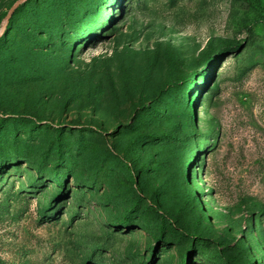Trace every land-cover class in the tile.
I'll use <instances>...</instances> for the list:
<instances>
[{
  "label": "rangeland",
  "instance_id": "374dc122",
  "mask_svg": "<svg viewBox=\"0 0 264 264\" xmlns=\"http://www.w3.org/2000/svg\"><path fill=\"white\" fill-rule=\"evenodd\" d=\"M0 0V264H264V0Z\"/></svg>",
  "mask_w": 264,
  "mask_h": 264
},
{
  "label": "water",
  "instance_id": "95a60500",
  "mask_svg": "<svg viewBox=\"0 0 264 264\" xmlns=\"http://www.w3.org/2000/svg\"><path fill=\"white\" fill-rule=\"evenodd\" d=\"M21 1V0H18L16 2H14L11 7L8 9L7 13L5 14V19L8 20V18L10 17L14 7L18 4V2Z\"/></svg>",
  "mask_w": 264,
  "mask_h": 264
},
{
  "label": "trees",
  "instance_id": "16d2710c",
  "mask_svg": "<svg viewBox=\"0 0 264 264\" xmlns=\"http://www.w3.org/2000/svg\"><path fill=\"white\" fill-rule=\"evenodd\" d=\"M187 264V263H186Z\"/></svg>",
  "mask_w": 264,
  "mask_h": 264
}]
</instances>
